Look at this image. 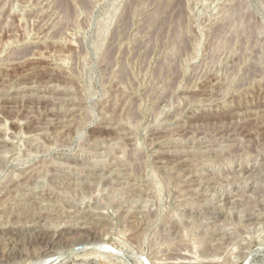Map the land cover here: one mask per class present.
Listing matches in <instances>:
<instances>
[{"label":"rangeland","instance_id":"374dc122","mask_svg":"<svg viewBox=\"0 0 264 264\" xmlns=\"http://www.w3.org/2000/svg\"><path fill=\"white\" fill-rule=\"evenodd\" d=\"M0 264H264V0H0Z\"/></svg>","mask_w":264,"mask_h":264},{"label":"bare ground","instance_id":"6f19581e","mask_svg":"<svg viewBox=\"0 0 264 264\" xmlns=\"http://www.w3.org/2000/svg\"><path fill=\"white\" fill-rule=\"evenodd\" d=\"M16 234H17V232H16ZM12 238V237H11ZM13 238H15V237H13ZM11 240V239H10Z\"/></svg>","mask_w":264,"mask_h":264}]
</instances>
